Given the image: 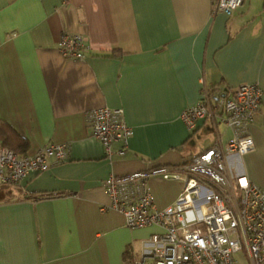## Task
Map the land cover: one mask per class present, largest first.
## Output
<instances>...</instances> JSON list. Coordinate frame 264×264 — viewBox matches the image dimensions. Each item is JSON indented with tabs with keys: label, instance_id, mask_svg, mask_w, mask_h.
<instances>
[{
	"label": "crops",
	"instance_id": "crops-1",
	"mask_svg": "<svg viewBox=\"0 0 264 264\" xmlns=\"http://www.w3.org/2000/svg\"><path fill=\"white\" fill-rule=\"evenodd\" d=\"M213 1L0 0V135L7 127L27 141L20 156L68 145L64 161L48 156L47 169L0 200V264H133L159 229L126 226L103 181L209 147L210 120L190 131L180 118L202 89L215 98L243 83L262 88L248 126L254 148L228 165L264 190V0H243L230 15L214 13ZM64 34L84 38L83 58L61 55ZM103 106L121 107L133 130L110 159L86 122ZM216 131L230 137L222 123ZM147 181L158 208L181 188ZM48 193L56 194L40 197Z\"/></svg>",
	"mask_w": 264,
	"mask_h": 264
},
{
	"label": "built area",
	"instance_id": "built-area-1",
	"mask_svg": "<svg viewBox=\"0 0 264 264\" xmlns=\"http://www.w3.org/2000/svg\"><path fill=\"white\" fill-rule=\"evenodd\" d=\"M242 2L214 0L212 11L230 15ZM83 39L64 34L59 42L61 55L83 58ZM261 102L262 88L256 83L236 86L230 97L213 98L202 89L199 100L185 107L180 118L188 129H194L198 120H210L215 134L209 147L170 167L111 173L104 179L111 206L124 216L126 226L159 229L149 236L133 264H264V190L228 165L229 156L253 150L248 126ZM86 122L107 159L124 153L133 131L121 107L94 108ZM218 123L229 130L228 139L216 131ZM114 142L121 143L116 150ZM67 155L66 143L49 144L24 156L0 144V184L16 186L27 174L47 169L48 156L59 163ZM155 175L181 183L175 200L163 208L155 206L147 183Z\"/></svg>",
	"mask_w": 264,
	"mask_h": 264
},
{
	"label": "trees",
	"instance_id": "trees-1",
	"mask_svg": "<svg viewBox=\"0 0 264 264\" xmlns=\"http://www.w3.org/2000/svg\"><path fill=\"white\" fill-rule=\"evenodd\" d=\"M210 92H213L210 90ZM211 94V93H210ZM6 129L8 132H6ZM190 131L193 129H189ZM133 131V130H132ZM2 132H4L3 134L0 135V141L2 143L3 146L8 147L10 149H12L17 155H22L23 152H25V150L27 149V141L24 138H19L16 137L15 134L13 133V130L8 129L7 127L2 128ZM45 147V146H44ZM15 186H11L8 184H0V200H7L10 199L12 196H16L13 193V188ZM56 193H48V194H41L40 197H49L52 196ZM38 196L37 195H32L29 196L30 198H36ZM39 198V197H37Z\"/></svg>",
	"mask_w": 264,
	"mask_h": 264
}]
</instances>
